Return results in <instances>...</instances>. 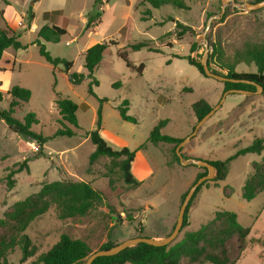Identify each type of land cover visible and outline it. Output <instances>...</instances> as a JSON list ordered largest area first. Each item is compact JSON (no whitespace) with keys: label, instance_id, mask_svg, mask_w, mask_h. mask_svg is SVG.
I'll use <instances>...</instances> for the list:
<instances>
[{"label":"rangeland","instance_id":"374dc122","mask_svg":"<svg viewBox=\"0 0 264 264\" xmlns=\"http://www.w3.org/2000/svg\"><path fill=\"white\" fill-rule=\"evenodd\" d=\"M182 1L183 8L169 4L156 9L144 0H104L101 7H95L96 0H0V26L7 23L16 27L21 32L22 45L27 47L8 49L4 59L8 63L15 61L16 65L8 73L0 72V91L20 86L32 93L29 103L17 109L15 117L23 121L29 112L35 113L39 123L32 127L33 131L51 136L59 128L55 103L59 95L78 105L79 125L76 136L49 140L42 148L44 155L39 157L36 142L27 141L0 120V220L16 202L54 181H86L111 194L107 202L86 217L61 220L56 209L51 208L33 222L25 233L36 247V255L24 264L47 252L62 234L84 240L94 252L107 242L117 245L139 236L159 239L170 234L182 205L181 195L192 186L196 166L175 162L173 145L154 146L149 137L153 128L167 119L164 134L182 140L189 137L198 123L192 105L201 99L218 109L181 148V154L208 162L232 160L224 180L216 186L211 179L197 194L188 213V225L175 242L187 232L199 230L217 211H229L251 229L244 251L237 241L229 247L231 258L235 264H264V192L252 201L243 199V187L253 172L252 164L260 162L264 152L237 156L255 138L264 137V90L258 94L225 96L224 82L204 76L188 61L178 58L191 57L199 63L205 60L213 72L227 74L221 65L233 64L236 53L245 45L264 44V8L245 11L227 0ZM247 1L250 0H234L237 5ZM148 10L151 13L147 20H142ZM100 11L103 13L100 24L87 30V16ZM16 14L21 17L18 21ZM178 23L184 26L178 27ZM46 24L68 32L57 44L43 42L52 57L72 62L68 74L66 65L54 67L40 55L36 41L39 30ZM143 41H150L152 49L161 53L131 49ZM98 43L108 44L109 52L104 65L94 73L99 86H93L92 95L90 79L73 85L69 74H86L83 55ZM123 50L133 68H128L118 56ZM141 64L145 69L139 75L137 68ZM236 72L257 73V67L241 63ZM103 99L106 101L101 102ZM125 100L130 103L128 114L137 119L136 124L124 121L119 114L118 108ZM9 101L4 96L0 107L8 109ZM100 107L102 125L127 142L131 151L141 149L146 158L143 162L138 157L131 164L135 179L134 173L145 174L137 187L127 185L121 170L112 164L110 170L107 158L89 164L95 147L87 137L97 128ZM25 160L28 170L16 174L15 185L9 189L10 170ZM21 260L17 247L8 261L20 264Z\"/></svg>","mask_w":264,"mask_h":264},{"label":"trees","instance_id":"16d2710c","mask_svg":"<svg viewBox=\"0 0 264 264\" xmlns=\"http://www.w3.org/2000/svg\"><path fill=\"white\" fill-rule=\"evenodd\" d=\"M36 1V0H34ZM263 0H255L260 2ZM152 7L159 9L162 5H175L183 8L182 0H144ZM104 0H96L95 7H101ZM142 5H145L143 3ZM151 13L150 10L144 13L142 20H147V16ZM46 15L48 14L45 13ZM44 14V15H45ZM103 13L89 14L86 21V29L90 30L100 24L99 19ZM29 18L33 19V14ZM179 26H184L178 23ZM68 35L67 30L56 25H44L38 32V40L36 44L39 47L40 55L46 62L57 67L61 64L66 65V73L70 72L72 62L61 58H54L47 51L44 43H59L62 38ZM21 32L11 28L7 23L5 26H0V62L4 53L8 49L20 50L27 47L22 45ZM117 45V43H114ZM197 44H194L192 49L195 50ZM133 51L147 49L148 51L161 53L159 50H153L150 41H143L131 46ZM217 48H215V51ZM109 52V45L106 43H98L87 49L83 55L84 68L86 74L73 73L69 74V80L73 85L81 84L86 78L91 80L89 93L94 95L93 86H99V82L94 76L98 67L104 65L105 56ZM118 56L126 63L128 68H133L132 63L128 59V53L122 51ZM195 66L201 74L204 75L202 64L191 59V57H178ZM245 64H255L257 73H238L236 66ZM209 65V63H208ZM210 66V65H209ZM227 74H222L225 77L237 80H248L255 82L264 90V44H247L244 49L237 52L235 62L226 66L221 65ZM145 65L141 64L137 68V73L142 75ZM215 73V72H214ZM1 86V82H0ZM117 86H121L120 83ZM237 89L249 92H256L257 87L244 83L225 82V92ZM4 96H7L9 101L8 109L0 107V120H3L10 130L24 137L27 141L36 142L39 145V157L43 156L42 148L49 140L59 137H74L77 135L76 129L79 128L77 111L78 105L70 99L57 96L55 103L58 108L59 124L58 130L51 136H44L33 131L32 127L37 125L36 114L29 112L23 121L15 117L17 109L28 104L32 93L30 90L13 86L7 92L0 91V102ZM105 102L106 99L100 100ZM129 101L125 100L119 109L121 118L130 123H137V119L128 114ZM213 106L206 100L201 99L192 105V111L197 121L202 120L211 110ZM169 120H162L151 131L149 142L154 146L160 143L173 145V159L180 163L179 156L176 153L177 146L183 141L182 139L172 137L163 133V129L168 125ZM102 125V107L98 111L97 128L88 133V137L95 149L89 156V164H95L101 158L110 160L114 168H118L122 172L124 182L131 186L137 187L142 181L135 179L131 172V164L135 160L136 151H131L128 147L116 149L110 145L100 134ZM264 152V137L255 138L252 144L238 152L237 156L246 154H262ZM37 157V158H39ZM184 159L188 157L184 156ZM234 159V158H233ZM232 159L221 162H210L217 170L216 177L211 180L216 186L219 181L224 180L227 176L228 165ZM172 165V163H170ZM195 166V165H193ZM253 172L246 179L243 187V199L246 201L254 200L259 194L264 192V157L260 162L252 164ZM201 169V168H200ZM197 174L193 184L200 178L208 175L205 168ZM201 169V170H202ZM28 170L27 160L22 165L10 170L7 176L8 188L12 189L15 185L13 177ZM210 180L203 183L194 194L191 202L186 210L184 225H188V213L193 204L194 199L200 192L202 187ZM192 184V185H193ZM188 190L181 195L183 203ZM111 198L108 190L96 189L92 183L86 181H54L42 186L41 190L30 195L22 201L16 202L12 208L5 213V218L0 220V264H10L8 257L14 253L17 247H20L22 260L20 264H24L28 259L36 255V247L32 245L30 237L25 233L28 228L38 218L42 217L51 208H55L58 218L61 220L75 219L88 216L96 207L104 204ZM175 227V226H174ZM174 227L172 231L174 230ZM171 231V232H172ZM251 234L249 227L243 226L237 218V215L229 211H217L213 219L204 224L199 230L187 232L183 239L169 246H153L146 243H140L134 247L127 248L114 256H104L97 258L92 264H235L231 258L229 247L238 242L240 250L246 248V241ZM115 244L107 242L103 244L99 250H108ZM264 247V240H263ZM94 253L87 242L80 238L71 237L68 234H62L58 242H56L47 252L41 253L37 258L29 264H85L89 255Z\"/></svg>","mask_w":264,"mask_h":264},{"label":"water","instance_id":"95a60500","mask_svg":"<svg viewBox=\"0 0 264 264\" xmlns=\"http://www.w3.org/2000/svg\"><path fill=\"white\" fill-rule=\"evenodd\" d=\"M233 3L238 9H242L245 11H257L260 9L264 8V0L260 2H252V3H243V4H235L234 0H227ZM203 70H204V76L214 78L216 80L222 81V82H232V83H244V84H249V85H254L257 87L256 92H249V91H244V90H237V89H232L226 92L225 96H227L229 93H244V94H258L260 90H263V88L259 85H257L255 82L248 81V80H237V79H231L228 77H225L223 75L214 73L208 63L203 60L201 62ZM218 107H214L202 120L198 121L197 125L194 128V131L192 134L184 139L176 148V153L179 156L180 162L183 166H186L188 164H193L198 167L205 168L209 171V174L200 178L199 180L196 181L195 184H193L190 189L188 190V193L181 205L178 219L176 222V225L174 227V230L168 234L165 237L161 238H149V237H136V238H131L128 240H125L113 247H111L108 250H98L92 254L89 255L87 261L85 264H92L97 258L99 257H104V256H114L122 252L123 250L134 247L140 243H146L149 245L153 246H169L175 243L179 235L181 234V231L183 229L184 225V219H185V214L186 210L188 208L189 203L191 202L194 194L196 193L197 189L206 181L214 179L215 177V172H217L216 168L208 161L200 160V159H195V158H188L184 159L183 155L181 154V148L189 142L195 135L198 133L199 129L203 126V124L209 120L217 111Z\"/></svg>","mask_w":264,"mask_h":264},{"label":"crops","instance_id":"0c3cea01","mask_svg":"<svg viewBox=\"0 0 264 264\" xmlns=\"http://www.w3.org/2000/svg\"><path fill=\"white\" fill-rule=\"evenodd\" d=\"M253 1H247V2H243V3H252ZM21 17H20V15L19 14H16V19H15V21H18L19 19H20ZM13 25H11V27H12ZM13 29H16V27H12ZM6 53V52H5ZM9 61H6L5 59H4V56H3V58H2V60H1V62H0V72H2V71H4L3 73H8V72H10L11 70H13L12 68H14V66L16 65V63H15V61H13V62H10V63H8ZM7 90H8V87H6V89H3V91L2 92H7ZM100 134H101V136L110 144V145H112V146H114V147H118L119 149H121V148H123V147H127L128 146V143L127 142H125L123 139H121L116 133H112L110 130H108V129H106V127H104V124L101 126V129H100ZM87 138H89V137H87ZM86 138V139H87ZM85 139V140H86ZM90 140V139H89ZM138 157H140V159L144 162V161H146V158H145V156L143 155V152H142V150L141 149H138V150H136V156H135V160H137V158ZM134 163V162H133ZM132 169H133V172H135L134 171V166L132 167ZM200 172H202V170L198 167V166H196V171H195V176H194V180H195V178H196V176H197V174L198 173H200ZM135 174V176H136V178L139 180V181H143L144 179H145V174L144 173H142V175L141 176H139V175H137L136 173H134ZM193 180V181H194ZM193 181H192V183H193Z\"/></svg>","mask_w":264,"mask_h":264}]
</instances>
